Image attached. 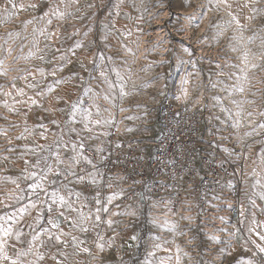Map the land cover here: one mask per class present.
<instances>
[{"label":"built area","instance_id":"2783aa9c","mask_svg":"<svg viewBox=\"0 0 264 264\" xmlns=\"http://www.w3.org/2000/svg\"><path fill=\"white\" fill-rule=\"evenodd\" d=\"M205 5L200 7L206 11ZM252 7L257 6L250 3ZM208 15L193 28L189 24L197 21L166 25L168 19H160L158 30L141 39L136 56L121 53L130 67H110L115 92L101 89L98 76L88 83L96 96L93 122L91 131L78 129L76 144L79 151L83 142V155L92 164L81 160L73 168L76 175H61L56 186L64 194L67 189L80 193L79 200L70 197L73 206L91 215L83 225L88 231L80 234L105 232L106 246L96 253L97 244H90L91 254L83 251L76 264H132L135 259L137 264L146 260L177 264V248L180 264H239L248 259L264 264V254L247 236L248 209L256 208L252 201L256 203L261 191L256 181L261 182L262 176L257 170L264 130L257 126L264 123L259 114L264 112V38L251 31L257 20L244 23L243 29L234 24L235 34L225 26L208 31L214 26ZM252 63L261 67L253 69ZM232 65L248 68L244 92L232 91L242 83L237 79L242 75L239 67ZM116 71L123 80L114 83ZM120 83L127 95H120ZM143 108H150L153 115L140 122ZM89 174H94L96 183ZM116 193L120 195L107 204ZM102 206L109 211L101 212L97 224L95 210ZM108 219L114 221L111 226ZM213 235L219 243L210 239Z\"/></svg>","mask_w":264,"mask_h":264},{"label":"rangeland","instance_id":"374dc122","mask_svg":"<svg viewBox=\"0 0 264 264\" xmlns=\"http://www.w3.org/2000/svg\"><path fill=\"white\" fill-rule=\"evenodd\" d=\"M13 2L17 5V9L16 15L11 20H7L5 15L0 14V60L3 61V70L7 72V75H0V215L10 214L27 203V200H24L17 204L12 199L19 194V189H17L16 184L12 183V180L19 178L20 188L27 189V185L32 181L24 180L23 177L28 172L39 171L32 167L38 158L47 156L48 164L53 165L54 168L58 167L61 172L64 171V165H58L56 162L54 152L57 150V146L54 141L59 140L60 131L63 129L64 141L69 146L67 148L63 145L59 146L61 158L67 159L75 155L71 150V143L78 142V129L83 126L79 114H77L75 123H69L72 104L82 100L83 105L81 107L89 108L91 112L95 109L96 96L91 91L87 94L85 92L86 89H90L88 83L93 79V76L102 78L100 80L102 82L101 89L105 86L109 91L115 92V89H110L108 84L103 82L104 77L96 75V73L100 68H105L104 72L110 79L109 69L111 66L130 67L127 59L122 58L125 54L121 53L128 52L130 57L136 56L141 39L158 30L156 26L160 19L162 21H164L162 18L168 19L166 25L168 23L179 25L182 21L187 23L188 14L199 16V11H203V23L206 20L205 13L208 15L210 12L214 19L213 24L219 25V28L213 26L211 29L210 27L207 29L208 31H217L222 26L229 29L235 28V22L230 24L231 20H229L231 19L229 12L231 11L240 17L241 24H251L257 20L256 27L251 28V31L264 38V13L253 14L249 6L243 7L245 3H249V0H227V3L232 6L230 9L223 3V0L218 4L221 8L216 7V0H103L102 3L101 0H78L77 3H72L69 0L66 18L54 20L52 26H48L46 21L38 19L47 9V0H13ZM263 2L264 0H260L259 5L256 4L255 6L264 8L261 4ZM32 3L38 4V7L32 9L30 7ZM204 3L206 4V11L200 7ZM21 4L24 5L23 9L20 8ZM89 4H95L96 7L89 8ZM5 6H7V0H0V13ZM61 8L63 9V5ZM249 13L254 16L251 21L246 19L247 16H250ZM29 20L33 22L27 23ZM105 23L109 25L107 31L102 28ZM195 23L189 24V27L193 28ZM231 25L234 26L230 27ZM46 27L49 31L57 32L61 29V32L50 40L47 33L43 36L40 35V30ZM231 29V34H235L234 29ZM10 32L19 33V35H13L9 38ZM76 32L79 34L73 35ZM85 32L89 33L87 37L84 36ZM105 35H107L106 40L103 38ZM77 40L82 41L84 46L75 49V54L66 51L73 48ZM8 49H11V53ZM56 49H60V51H56ZM100 53H103L104 60L100 59ZM61 55H66L70 62L60 60ZM60 66H63L62 71L58 70L55 76L50 74L54 68ZM40 68L45 70V77H41L37 71ZM28 72H32L34 78L29 76L27 81L21 79ZM13 77L16 78L15 81H13ZM114 79L115 83L117 77L115 76ZM58 80L63 82L56 83ZM13 82L16 85L15 89L12 88ZM36 82L40 84V88L37 90H45V97H35V92L27 87L28 83ZM49 84L54 88L51 93L46 91ZM18 88H23L27 95H17L16 89ZM92 89H95L96 93L100 91L97 88ZM6 91H11L13 95H4L3 93ZM139 95L143 96L142 94ZM28 96L40 100L43 107L31 105L30 102L27 104L16 103V101H26ZM5 102L15 111H10L9 107H5ZM140 113V122L146 121L149 115H153L150 108H143ZM53 120L59 122V127L52 123ZM41 124L45 125L46 128L39 127ZM73 127L76 132L69 134V128ZM25 128L28 129L27 132ZM42 132L47 139L41 136ZM138 133H140V129L136 131V134ZM18 137L25 138L18 139ZM49 147L52 149V154L49 152ZM257 172L262 175L261 184H264V163L261 162ZM60 176L50 174L48 181H58ZM46 187L49 189L52 187L59 188L56 184L50 183H46ZM255 205L256 208L253 211L248 209L251 225L247 229V236L251 242L264 243L259 240L256 234L257 232H264V200L258 197ZM38 207L40 206L38 205ZM30 212L31 216L25 214L24 219L19 224H13L14 228L22 229L25 235L21 238V242H16L14 239L9 241V245L13 243L16 245L15 248L9 246L7 249L10 256H15L18 249L28 247L31 230L27 225L31 222L30 218H32L33 212L35 215L38 214L35 209H30ZM65 214L70 217V220L79 221V216L75 211H67ZM45 217H47L46 212ZM56 219L59 220L64 232L70 233V235L61 237L63 241H66V245L55 243L52 246L51 242L46 241L45 247L39 249L46 253L45 260L40 261L39 264H55V261L51 260L47 254L49 252L56 255L62 264H76L83 249H89V244H97L98 238L94 233L80 234L79 227H72L70 220H64L60 217ZM44 223H47L46 219ZM254 227L255 231H250ZM53 231L57 230L54 229ZM101 235L105 236L106 233L102 232ZM72 236H75L80 243L74 244ZM95 250L96 253H100L97 247ZM33 258L27 257L25 259ZM0 264H9V262L3 261ZM132 264H137V259Z\"/></svg>","mask_w":264,"mask_h":264},{"label":"snow or ice","instance_id":"6c2138e0","mask_svg":"<svg viewBox=\"0 0 264 264\" xmlns=\"http://www.w3.org/2000/svg\"><path fill=\"white\" fill-rule=\"evenodd\" d=\"M72 3H77L78 0H71ZM103 0H101V3ZM216 3L219 4L221 3V0H216ZM223 3L230 9L232 6L227 3V0H223ZM249 3L256 5L260 3V0H249ZM249 3H245L243 7L247 8L249 6ZM47 9L42 13L41 16L38 17L40 20L46 21V25L52 26L54 20H64L67 16V8L69 6V0H47ZM61 5H63V9L61 8ZM32 9H35L38 7V4L32 3L30 5ZM89 8H95V4H89ZM20 8L23 9L24 5L21 4ZM16 9L17 5L13 2V0H7V6H5L2 10V13L6 16L7 20H11L14 15H16ZM251 12L253 14L255 13H264V8H259V7H252ZM111 15V13H109ZM95 15V14H94ZM229 15L231 16V22H235V24L240 28L243 29L244 25L241 24L240 17L233 12H229ZM204 18V12L202 11L199 16L197 15H189L186 17L188 20H195L197 21L195 23V27H199V22L202 21ZM247 20L251 21L254 19V16H247ZM32 20L27 21V23H32ZM214 27L219 28V25H214ZM102 28L104 30H108L109 25L107 23L102 25ZM183 31V29H181ZM47 33L48 38L51 40L53 37L56 36V32L54 31H49L48 28H43L40 30V35H45ZM79 33H73V35H78ZM88 32L84 33V36H88ZM221 33H217V35H220ZM13 35L18 36L19 33H9L8 36L11 38ZM105 40L107 39V35L103 37ZM250 42H254L252 37H249ZM7 42V41H6ZM83 42L80 40H77L75 42V45L73 48L67 49L66 51H71L73 54H75V49L77 48H82ZM235 51V49H233ZM9 53H11V49H8ZM56 51H60V49H56ZM184 51L188 53V55H191V49L190 48H184ZM261 58L264 59V52L261 53ZM40 59H43V57H40ZM60 60L70 62L67 58L66 55H61L59 57ZM100 59L104 60L105 57L103 53H100ZM108 59H111V57H108ZM245 64L247 65L248 63V57L247 54H245ZM191 62V61H190ZM251 68L255 69L257 67H261L260 65H257L255 63H252ZM232 67L237 68L239 66L237 65H232ZM60 70H63V66H60L59 68H54L52 72L50 73L51 75L55 76L56 72ZM40 74L41 77H45V70L43 68H40L37 70ZM239 72L242 74L240 76H237V79L242 81L238 86H234L232 91H239V92H244V84L248 82V68L247 67H239ZM223 74V73H221ZM0 75H7V72L3 70V61L0 60ZM100 75L104 77V82L108 84L110 89H115V85L112 83L107 78V75L105 72L101 71ZM29 76H33L32 72L26 73L24 76L21 77V79H24L25 81L28 80ZM116 77L117 80L122 81L123 78L120 76L119 71H116ZM34 78V76H33ZM15 77H13V81H15ZM63 81H56V83H62ZM186 82V81H185ZM27 87L29 89H32L35 92V97H45L46 92L43 89L37 90L40 88L39 82L36 83H28ZM12 88H16L15 83L13 82ZM47 93H51L54 91V88L51 84L47 86L46 89ZM91 89H86L85 92L86 94L90 92ZM119 93L121 96L127 95V92L125 91V85L123 83H120L119 86ZM6 96H12L11 91H6L3 93ZM16 94L19 96H26L27 93L23 88H18L16 89ZM186 94V93H185ZM231 94V93H230ZM33 96H28V99L21 100V101H16V103H23L27 104L30 102L31 105H36L38 107H43V105L40 103V100L36 99ZM179 98V97H178ZM105 99H109L108 96H105ZM216 99H220L219 97H216ZM235 103V101H234ZM250 103H255V101H251ZM83 105V101H77L76 103L72 104L71 108V119L69 123H75L76 122V117L77 114L80 115L81 117V123H83L84 130L91 131V128H89V124L92 123L93 121L91 120L92 117V112L89 108H83L81 107ZM5 107H9L10 111H15V109L11 108L7 102H5ZM47 111V110H46ZM121 111H124V109H121ZM224 111H227V109H224ZM97 114H99L98 111V106H97ZM261 116H264V112L259 113ZM253 113L249 112L248 116H252ZM42 119V118H41ZM131 119V117H129ZM53 124H56L59 127V122L56 120L52 121ZM96 124H99L100 121L97 120L95 121ZM234 127L238 126V124L234 123ZM39 127L46 128L45 125L41 124ZM259 129L264 130V123H260L257 126ZM25 131L27 132L28 129L25 128ZM128 131H132V129H128ZM69 134L75 133L76 129L69 128L68 130ZM247 135H252L251 132L247 133ZM41 136H44L45 139L47 137L44 135V133H41ZM25 137H18V139H22ZM54 144L57 146V150L54 152L56 162L58 165H64V171L61 172L58 167H53V165H50L47 163L48 157H40L36 160L35 164L32 165L33 168L38 169L39 171H31L28 172L27 175L23 177L24 180H31L32 182L27 185V189L20 188V184L18 183V179H13L12 183L16 184L17 189H19V194L15 195L12 197L16 201L17 204H19L21 201L27 200V203L23 204L22 207H19L16 211L9 213H6L5 215H0V262L3 261H8L9 264H39L40 261L45 260V252H41L39 249L44 248L47 242H51L52 246H54L55 243H62L66 245V241H63L61 239L62 236L65 235H70V233L64 232V230L60 226V222L58 219L55 217H60L63 218L64 220H70V217H68L65 213L67 211H75L79 215V221L76 219H71L70 223L72 227H79L81 232H87L88 228L84 227L89 219H91V215L89 213H85L82 208H77L73 206V203L70 199L72 195H75L77 200H79L80 193L76 192L73 193L72 189H67V194L62 193L60 188L57 187H52L49 189L46 187V183H50L52 185H55L57 183L56 180L48 181V176L50 174H55L56 176L64 175L65 178H67L68 174L70 173L71 175H76V173L73 171V168L80 164L81 160L86 161L88 164H92V160L89 159L87 156L83 155V148L84 144L81 142L79 144V151L77 150V144L75 142L71 143V150L75 155H72L68 157L67 159H62L59 151V146L63 145V147L67 148L69 145L64 141V132L63 129L60 131V138L57 141H54ZM43 147V146H42ZM227 151V150H226ZM49 152L52 154V149L49 147ZM261 161L264 163V150H262L261 154ZM26 164L28 163L27 161L25 162ZM95 167V165H93ZM27 172V169H25ZM255 175V171L253 173ZM92 176V183H96V179L94 174H89ZM11 179V178H9ZM78 180L83 181L85 179L84 176H78ZM134 183H138V181H134ZM256 185H259L261 189H264V184H261L260 180L256 181ZM67 188V186H64ZM111 187V185H109ZM120 193H116L112 196H109L107 198V204H111L114 199H116ZM259 198L261 200H264V190L260 191L258 193ZM33 197H35L33 199ZM97 205H99L101 202L97 199L96 201ZM253 204H255V201H252ZM38 205L40 207H38ZM118 207V206H117ZM30 209H35L37 211V215L32 217L31 222L28 223V227L31 230L30 231V236L31 239L28 241V247L25 248H20L16 251L15 256H10L8 254L7 249L9 246L15 248L16 245L13 243L12 245H9L10 240H15L16 242H21V238L25 235L22 229L20 228H14L13 224H19L20 221L24 219L25 214H28L31 216ZM109 211L107 206H102V207H97L95 210V223H99L101 221V212L107 213ZM45 212L47 213V217H45ZM113 215H119L120 213H112ZM128 214V213H126ZM134 215L135 213H131ZM241 215H243V211L241 212ZM47 221L45 224L44 221ZM188 219H192L191 217H188ZM223 219V218H221ZM255 223V221H253ZM114 223L113 220L108 219L107 224L111 226ZM57 231H53V230ZM172 230H175V225L172 226ZM250 231H255V228L250 229ZM257 236L259 237V240L261 242H264V232H257ZM97 238L99 243H97V248L99 249L100 252H103L105 249V242H104V236L101 235L100 233H97ZM136 237H132V239H135ZM210 239L214 242H220L219 238L215 235L211 236ZM72 240L74 244H79L80 242L77 241V238L75 236H72ZM191 242V241H190ZM108 246L111 245L112 241H108ZM247 243V241H246ZM253 244H255V247L258 249L260 253H264V243H256V241H252ZM156 247H159L157 245ZM247 250V249H246ZM83 251L89 252L90 249L84 248ZM179 248H177V264H180V256H179ZM221 252H224V249L220 250ZM51 260L55 261V264H62L60 260L57 259V256L54 254H51V252L47 253ZM61 255H65L64 253H60ZM91 254V253H90ZM150 255H154V253H151ZM185 255H188L185 253ZM27 257H34L33 259H25ZM171 259V257H169ZM145 264H152L151 261H145ZM160 264H164V261L161 260ZM207 264H212L211 261L207 262ZM239 264H254V261L251 259L248 260H241L239 261Z\"/></svg>","mask_w":264,"mask_h":264},{"label":"bare ground","instance_id":"6f19581e","mask_svg":"<svg viewBox=\"0 0 264 264\" xmlns=\"http://www.w3.org/2000/svg\"><path fill=\"white\" fill-rule=\"evenodd\" d=\"M61 32V29H59L57 32H56V35H58L59 33ZM56 39V38H55ZM33 216L35 215V213L33 212V214H32ZM32 216V217H33ZM32 218H30V220H31Z\"/></svg>","mask_w":264,"mask_h":264},{"label":"crops","instance_id":"0c3cea01","mask_svg":"<svg viewBox=\"0 0 264 264\" xmlns=\"http://www.w3.org/2000/svg\"><path fill=\"white\" fill-rule=\"evenodd\" d=\"M55 218H57V217H55ZM255 228V227H254ZM90 245V244H89Z\"/></svg>","mask_w":264,"mask_h":264}]
</instances>
